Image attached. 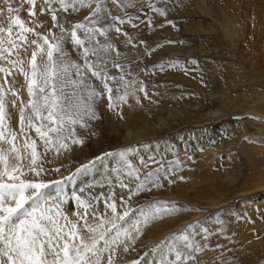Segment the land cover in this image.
Masks as SVG:
<instances>
[{"label": "rangeland", "instance_id": "obj_1", "mask_svg": "<svg viewBox=\"0 0 264 264\" xmlns=\"http://www.w3.org/2000/svg\"><path fill=\"white\" fill-rule=\"evenodd\" d=\"M143 1L165 9L166 14L155 12L157 15L154 16L151 8L143 9V5L139 4L140 0H135V7L124 10L113 5L112 0H106V7L114 15H121L124 19L128 16L133 18L131 24L118 25L133 38L132 44L126 43L127 38L115 31L110 32L109 37L122 54L120 63L124 64L125 71L130 73L126 78L135 79L137 88L142 82L147 97L143 92L137 91L135 95L128 97L126 103H118L111 109L108 107L107 95L98 100L95 103L97 118L88 120L87 128L76 126L77 137L82 139L83 143L72 144L68 141L69 149L61 150L59 154L50 151L43 161L46 169L44 179L63 180V194L69 201L64 208L71 216L76 210V201L72 199L74 194L84 195L86 198L89 195L99 196L101 193L107 196L111 190L114 191L118 204L121 196L128 198V189H121L119 181L123 180L130 188H134L137 181L126 175L130 169L125 166V160L131 168L140 170L141 177L162 165L164 171L159 173L162 187H151L150 191L140 192L138 196L132 197L130 203L133 208H138L154 201L175 202L181 211L165 215L143 227L144 236H140L127 253L121 250L116 264H131L133 260H139L140 264H160L162 256L175 260L177 252L193 255L195 260L189 264H264V187L252 189L257 180L264 179V126L254 125L259 120L264 122L263 117L254 116L253 113H233L220 117V121L205 120L198 126L180 125L178 129L163 133L152 140L148 139L149 141L131 142L119 147L114 146L118 142L105 141L106 135L108 136L105 115L109 113H112L113 117H121L122 121L125 112L132 113V104L145 112L160 107L164 113L169 105H175L176 102L200 98L192 86L170 78L167 73H177L184 78H190L202 88H207L206 80L212 78V86L219 89L224 85L223 88H226L233 100L239 97L241 91L249 95L248 92L253 88L264 95V0H199L209 12V15H206L208 19L176 17L180 16L184 9L187 10L185 5L191 0ZM42 6V0H37V15L45 25V29L38 30L52 27L50 14L40 12ZM28 7L25 5L20 13L26 21L30 20ZM89 12L90 9L84 8L79 12L70 10L58 15L62 22H67V27L70 23L82 21ZM2 20L3 18H0V22ZM200 22L220 23L225 38L236 43L232 62L245 70L248 77L246 81H235V76L227 72L226 62L220 58V54L211 50L200 54H197L196 49L193 54H184L185 51H182L180 55L152 60L157 45L164 44L179 43L181 49L194 46L210 49L216 46L220 52L224 51L226 48L220 47V40L213 34L199 30H195V34H186L178 25ZM164 27L178 34L179 38L171 39L163 33L157 35ZM67 47L72 52L71 45ZM153 49L151 55L147 54ZM72 55L74 59H78L75 52H72ZM174 61L177 62L176 66H170ZM161 64L162 68L159 67ZM111 73L118 75L119 70L111 69ZM8 80L20 90L21 97L25 99L23 95L26 90L23 87L22 75L16 74ZM8 99L10 101L14 97L9 95ZM18 107V104L16 107L9 104L8 107L12 127L14 113ZM220 108L228 110V107L222 104ZM249 120L254 122H248ZM218 126L219 134L214 136L211 132ZM32 136L35 137L34 132ZM98 139L102 140L100 146L105 149L96 154L97 146L94 144L99 142ZM76 147L82 150L92 148L94 153L90 152L84 160L68 164L69 161L66 162L65 157L73 153ZM121 151L125 152L123 157L119 154ZM90 161L93 163L89 167L80 172L76 171L82 165H89ZM57 168L59 172L55 171ZM100 168H103L104 172L107 170L104 182L96 183L97 185L90 182L74 185V177L87 171L92 174L89 171ZM54 176L60 178L54 179ZM69 176H72V179H66ZM70 181H73L71 187L68 183ZM99 208L103 211V200L100 201ZM162 222H166L168 226L176 225L162 232L159 237L147 236L153 235L150 233L152 227L155 231L161 228ZM181 232L188 237L186 241L181 237L164 246L162 250L155 249V245L165 237ZM188 245L192 247L189 248ZM196 246L201 247L203 251H195Z\"/></svg>", "mask_w": 264, "mask_h": 264}, {"label": "snow or ice", "instance_id": "obj_2", "mask_svg": "<svg viewBox=\"0 0 264 264\" xmlns=\"http://www.w3.org/2000/svg\"><path fill=\"white\" fill-rule=\"evenodd\" d=\"M4 3L7 7H0V264H116L120 251L127 253L143 235V227L181 211L175 202L154 201L138 208L130 203L140 192L162 187L159 173L164 171L163 166L141 177L140 170L131 168L125 160L130 169L126 175L137 181L134 188L119 181L121 189H128V198L121 196L118 204L111 190L107 196L101 193L82 198L74 194L76 210L70 216L64 208L69 201L63 189L57 187L55 195L48 191L63 180H45L43 161L50 151L59 154L69 149L68 141L83 143L77 137L76 126L87 128V121L97 118L95 103L105 95L110 109L126 103L137 91L147 97L142 82L137 88L135 79L126 78L130 73L120 63L122 54L109 37L115 31L132 44L133 38L118 25L131 24L133 18L114 15L106 7V0H42L40 12L50 14L52 27L38 30L45 29V25L37 15V0ZM112 3L122 10L135 7V0ZM25 5L29 6L28 21L20 15ZM148 6L160 15L166 14L165 9L150 2ZM84 8L90 9L89 14L67 27L58 15ZM69 44L78 59L73 58ZM151 51L154 49L147 54L151 55ZM111 69H118L119 74L113 75ZM16 74L24 79L26 101L8 80ZM9 95L14 99L9 101ZM9 104L19 105L17 128L11 125ZM119 154L123 157L125 152ZM55 171L59 172V168ZM101 200L103 211L99 208ZM181 237L188 239L183 232L172 234L155 249L162 250ZM194 250L203 251L199 246ZM194 260L191 254L177 252L175 260L162 256L160 264H189ZM131 264L140 261L133 260Z\"/></svg>", "mask_w": 264, "mask_h": 264}, {"label": "bare ground", "instance_id": "obj_3", "mask_svg": "<svg viewBox=\"0 0 264 264\" xmlns=\"http://www.w3.org/2000/svg\"><path fill=\"white\" fill-rule=\"evenodd\" d=\"M3 1H1L0 4L2 5V7L5 8V3ZM139 4H142L143 9L145 10L150 9V7L148 6L149 4L148 2H144L143 0H140ZM186 4L187 5L185 6L187 10L184 9L180 16H176L177 18L190 16V17L208 19L206 15H209V12L204 8L205 6L199 0H191ZM153 15L156 16L157 14L153 12ZM178 25L181 27V29H183L184 33L186 34H192V33L195 34L196 33L194 32L195 30L202 31V33L203 32L211 33L214 35V37L220 40V44H219L220 47L224 46L226 49L222 52H220L219 48L216 46H213L210 49H203L198 46H194L191 48L184 47L183 49H181V45L179 43L164 44L162 45V47L156 48V52L155 54H153L152 60L160 59L165 56L180 55L182 51H185L184 54H189V53L193 54L196 49L197 54H200L201 52L204 53L205 51L211 50L220 54L219 55L220 58L224 62H226L227 72L232 73V75L235 76V81L244 82L247 80L248 77L246 75L245 70L239 67L238 64L235 65L232 62L233 56L235 57L234 47L236 46V43H232L225 38V32L221 28L220 23L205 24L200 22L193 25L191 24H178ZM162 33L167 37H170L171 39L179 38L178 34L172 33L170 29L165 27L163 28V31H158L157 35H161ZM167 75L174 80L181 81L192 86L193 90H195L198 93V95H200V98H191L189 100L176 102L175 105L172 106L169 105L164 113L162 108L160 107L151 108L149 111L145 112L143 110L137 109L135 105L132 104L130 109L132 113L125 112L126 115H124L125 117H122L123 118L122 121H120L121 117L119 116L113 117V114L109 113L110 115L109 114L105 115L106 117L105 120L108 122V128H107L108 136L106 135L105 137L107 139L105 140L106 142L108 143L113 141L118 142V144H114V146L119 147L121 144H126V143L128 144L131 142L137 143L141 141H147L148 139L152 140L163 133H167L171 130L178 129L180 125H183L184 127L187 126L186 124L198 126L199 123H202L205 120L220 121L221 120L220 117L233 113H253L254 116H259L264 118V95L260 93V91L254 88L253 89L250 88L251 90L248 92L249 95H246L245 92L241 91L239 93V97H237L236 100H233L234 98L228 95L226 88H223L224 85L221 86L219 89L212 86V82L214 80L211 77L210 80L202 79L208 82V86L210 88H208V86H206L207 88H202L197 85L196 81H193L190 78H184L180 74L167 73ZM23 96H25V99L28 98L26 92L24 93ZM217 100L219 101V103L216 104ZM220 104L228 107V110L227 111L222 110L220 108ZM14 116L15 117H13L14 118L13 128H17L18 126L17 111H15ZM248 122H254V121L249 120ZM254 125H256L257 127L264 126V122L259 120L257 123H254ZM211 133H213L214 136H217L219 134V126L216 127V130H213ZM98 141L99 142L95 141L96 144H94L93 142L94 146L95 147L97 146L95 148L96 154L105 149V147H103L104 149H102L100 146L102 140L98 139ZM90 152L94 153V150L92 148L89 150H82L76 147L73 153L69 154L66 157L64 156L66 158L65 161L66 162L69 161L68 164L74 161L79 162L81 160H84V158H87V156L90 155ZM103 170H104L103 168L96 170L92 169L91 171H89L92 174H89L87 171L86 173H83V175L81 174L78 177H74L73 180L74 185H77V183L88 184L89 182L93 183L94 185H97L96 183L104 182L106 179L105 174L107 173L106 172L107 170L105 172ZM56 178H60V177L54 176V179ZM73 181L68 182L70 184V187ZM63 186L64 183L59 186L54 185L50 187L48 191L50 193H53V195H55L56 188L60 187L63 189ZM262 187H264V179L257 180L256 184L252 187V189H257ZM82 198H86V197H84L83 195ZM151 225L152 224H150V226ZM161 225H162L161 228H159L157 231H155L156 229L154 227H152L151 230L149 229L151 231L150 233H153V235L149 234L147 236H149L150 238L159 237L162 235V232H165L166 230L175 226L176 224L168 226L166 222H162ZM146 229L145 232L148 230Z\"/></svg>", "mask_w": 264, "mask_h": 264}]
</instances>
